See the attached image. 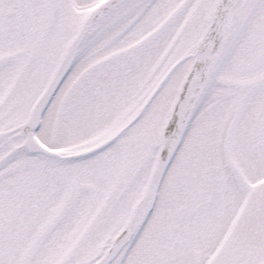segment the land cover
<instances>
[{"label": "snow or ice", "instance_id": "obj_1", "mask_svg": "<svg viewBox=\"0 0 264 264\" xmlns=\"http://www.w3.org/2000/svg\"><path fill=\"white\" fill-rule=\"evenodd\" d=\"M0 264H264V0H0Z\"/></svg>", "mask_w": 264, "mask_h": 264}]
</instances>
